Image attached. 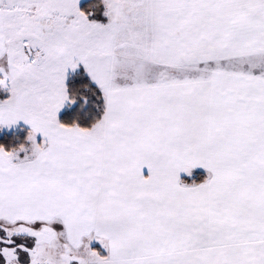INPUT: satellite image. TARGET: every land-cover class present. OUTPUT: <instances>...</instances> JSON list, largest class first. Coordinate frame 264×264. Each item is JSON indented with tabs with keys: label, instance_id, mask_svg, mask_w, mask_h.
Instances as JSON below:
<instances>
[{
	"label": "crops",
	"instance_id": "0c3cea01",
	"mask_svg": "<svg viewBox=\"0 0 264 264\" xmlns=\"http://www.w3.org/2000/svg\"><path fill=\"white\" fill-rule=\"evenodd\" d=\"M102 3L129 76L108 62L103 172L68 169L59 181L75 176L86 189L83 179L103 176L108 231L99 264H264V68L235 65L264 50V0ZM202 48L213 50L204 66L218 59L227 67L193 69L192 50ZM141 74L148 79L136 82ZM54 125L58 135L90 133ZM29 128L50 141L46 123ZM39 158L12 168L7 183L47 179ZM27 160L5 165L11 173ZM196 170L206 184L190 180ZM57 193L41 186L39 208L62 206L50 202Z\"/></svg>",
	"mask_w": 264,
	"mask_h": 264
},
{
	"label": "rangeland",
	"instance_id": "374dc122",
	"mask_svg": "<svg viewBox=\"0 0 264 264\" xmlns=\"http://www.w3.org/2000/svg\"><path fill=\"white\" fill-rule=\"evenodd\" d=\"M86 1L0 0V135L28 129L23 144L9 151L0 148L1 243H7L6 239L9 243L12 239H25L26 245L33 242L30 253L37 250L40 260L46 258V264L74 261L99 264L105 252L104 235L108 229L104 222L106 203L103 176H89L86 178L88 181L83 179L86 189L75 176H68L63 179L64 182H59L60 176L68 169L77 172L78 168L84 174L92 168L103 172V125L99 122L104 113L83 139H78L73 132L58 135L52 129L68 104L67 77L79 67L86 71L102 95L106 92L107 80L104 77L107 75L105 71L110 70L109 61L117 62L111 67L121 71L124 80L129 76L126 70L118 67L122 65H118L122 55L115 53L117 50L113 47V26L110 22L103 25L109 15L108 9L106 12L103 10L106 21L92 19L86 12L89 5L82 6ZM89 9L94 12L92 7ZM212 53L213 50L203 48L192 50V68L202 70L200 72H207L211 68L222 69L224 64L218 59L213 64L203 65ZM248 54L244 57L245 61L240 59V62H235L237 68L245 71L264 68V50H249ZM147 77L141 74L136 82H142ZM39 122L47 124L48 133L44 136L50 141L29 128L30 124L38 125ZM7 158L11 162L16 160V163L20 159L28 160L22 161L24 164L10 165L9 173L5 165ZM37 158L42 162L41 168L47 179L38 174L30 176L24 187L17 180L15 184L7 183L8 175L13 174L12 168L19 173L21 168L36 163L34 160ZM54 173L57 176H53ZM206 179L204 176V184ZM41 186L52 190L57 188V197L50 202L62 206L57 210L55 207L39 208L44 204L43 199H36L41 197L38 195ZM69 194L72 195L73 199H69L72 202L66 198ZM91 214L95 215V219ZM120 228L121 225H114L117 233ZM90 233L96 234L94 239L97 241L92 240L88 235ZM88 236L91 243L87 245L91 248L86 250L84 240Z\"/></svg>",
	"mask_w": 264,
	"mask_h": 264
},
{
	"label": "trees",
	"instance_id": "16d2710c",
	"mask_svg": "<svg viewBox=\"0 0 264 264\" xmlns=\"http://www.w3.org/2000/svg\"><path fill=\"white\" fill-rule=\"evenodd\" d=\"M87 4L89 6L86 12L89 14L90 18L102 22L106 21V17L103 15L104 5L101 0H88L83 3L82 6ZM89 7H92L94 12H92ZM66 87L68 104L59 115V123L67 127L89 130L101 119L105 111V100L99 87L92 82L91 78L82 67H79L67 77ZM14 132L0 135V148L9 151L13 148H17L26 141L28 129L16 130ZM204 176V172L195 171V173L190 176V180L194 183H199L204 180ZM186 178L188 179L189 177H185V179ZM2 233L0 229V264H46V258H44L45 260H40L36 252L37 250L30 253L31 246L34 245L33 242L26 245L27 242H25V239L22 241L16 240L17 242L15 239H12L10 243L2 244ZM90 240L89 238L84 240V248L86 250L91 248L90 245H87L91 243ZM92 240L97 241L94 238H92ZM7 256L9 258H7ZM74 263L76 262L74 261ZM76 264L83 263L82 261H77Z\"/></svg>",
	"mask_w": 264,
	"mask_h": 264
},
{
	"label": "flooded vegetation",
	"instance_id": "af4514ba",
	"mask_svg": "<svg viewBox=\"0 0 264 264\" xmlns=\"http://www.w3.org/2000/svg\"><path fill=\"white\" fill-rule=\"evenodd\" d=\"M5 241H6L7 243H9V241H8L7 239H6Z\"/></svg>",
	"mask_w": 264,
	"mask_h": 264
},
{
	"label": "water",
	"instance_id": "95a60500",
	"mask_svg": "<svg viewBox=\"0 0 264 264\" xmlns=\"http://www.w3.org/2000/svg\"><path fill=\"white\" fill-rule=\"evenodd\" d=\"M28 50H29V48H28Z\"/></svg>",
	"mask_w": 264,
	"mask_h": 264
}]
</instances>
